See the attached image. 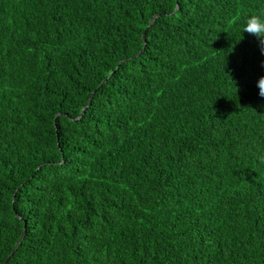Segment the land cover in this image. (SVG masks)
Wrapping results in <instances>:
<instances>
[{"label": "trees", "instance_id": "16d2710c", "mask_svg": "<svg viewBox=\"0 0 264 264\" xmlns=\"http://www.w3.org/2000/svg\"><path fill=\"white\" fill-rule=\"evenodd\" d=\"M264 0H0V264H264Z\"/></svg>", "mask_w": 264, "mask_h": 264}, {"label": "clouds", "instance_id": "9594fccd", "mask_svg": "<svg viewBox=\"0 0 264 264\" xmlns=\"http://www.w3.org/2000/svg\"><path fill=\"white\" fill-rule=\"evenodd\" d=\"M241 33H247L255 37L259 42L260 52L264 55V14L249 16L242 27ZM262 67H264V64H262ZM257 87L259 95L264 97V77L257 81Z\"/></svg>", "mask_w": 264, "mask_h": 264}]
</instances>
